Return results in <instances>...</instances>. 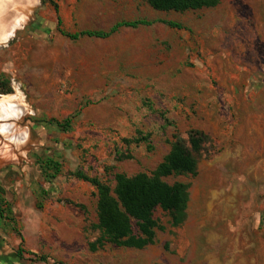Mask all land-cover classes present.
Returning a JSON list of instances; mask_svg holds the SVG:
<instances>
[{
  "label": "rangeland",
  "instance_id": "rangeland-1",
  "mask_svg": "<svg viewBox=\"0 0 264 264\" xmlns=\"http://www.w3.org/2000/svg\"><path fill=\"white\" fill-rule=\"evenodd\" d=\"M41 0L34 21L0 49V74L26 94L38 138L0 168V264H264V0L161 12L145 0ZM108 30L123 20L178 22L73 41L57 30ZM1 95L2 96H9ZM70 120L69 126L65 123ZM63 124L59 127L56 122ZM208 139L188 185L185 221L156 209L154 243L92 252L97 191L118 173L151 174L174 136ZM149 135V143L125 144ZM151 147V149H150ZM128 156V157H127ZM45 256L34 262L30 254Z\"/></svg>",
  "mask_w": 264,
  "mask_h": 264
},
{
  "label": "trees",
  "instance_id": "trees-1",
  "mask_svg": "<svg viewBox=\"0 0 264 264\" xmlns=\"http://www.w3.org/2000/svg\"><path fill=\"white\" fill-rule=\"evenodd\" d=\"M58 13V5L50 0ZM149 6L161 12L185 13L217 7L221 0H145ZM155 23H163L172 29L182 30L183 26L174 21L164 20H123L114 24L108 30H84L71 33L62 28V20L57 21L58 32L73 41L82 38L106 39L118 33L122 29H137L152 26ZM12 93L8 81L0 74V96ZM56 122V121H55ZM68 126L70 120L65 122ZM59 127L63 124L56 122ZM150 136L143 135L134 140L123 139L125 144L149 143ZM170 152L166 155L158 167L149 175L139 173L133 177L118 173L115 175L116 185L112 189L97 177H89L81 173L74 174L79 180L90 183L97 191V229L101 236L89 244V249L96 252L103 249L106 244L117 248L142 250L154 243L156 230L161 229L154 218L156 209L160 208L168 212L173 220V226H180L186 218L188 203V185L175 183L170 185L164 178L172 175H196L198 161L203 145L208 136L200 130H191L188 141L174 136ZM151 149V147H150ZM128 157V156H127ZM1 194V189H0ZM0 218H6V210L0 198ZM32 255L34 262H47L45 256L26 252L19 247L17 255Z\"/></svg>",
  "mask_w": 264,
  "mask_h": 264
},
{
  "label": "water",
  "instance_id": "water-1",
  "mask_svg": "<svg viewBox=\"0 0 264 264\" xmlns=\"http://www.w3.org/2000/svg\"><path fill=\"white\" fill-rule=\"evenodd\" d=\"M40 0H0V48L34 21ZM15 94L0 99V168L22 164L26 154L38 145V138L26 125L24 116L34 115L26 94L14 81Z\"/></svg>",
  "mask_w": 264,
  "mask_h": 264
},
{
  "label": "bare ground",
  "instance_id": "bare-ground-1",
  "mask_svg": "<svg viewBox=\"0 0 264 264\" xmlns=\"http://www.w3.org/2000/svg\"><path fill=\"white\" fill-rule=\"evenodd\" d=\"M40 3H41V0H40V2H39V5H40ZM39 5H38V7H39ZM38 7H37V8H38ZM34 14H35V13H34ZM15 36H16V35H15ZM10 42H11V41H10ZM6 46H7V45H6ZM6 46H5V47H6ZM5 47H1L0 49L5 48ZM14 94H15V93H14ZM12 95H13V94H12ZM4 97H6V96H2V97H0V99H2V98H4Z\"/></svg>",
  "mask_w": 264,
  "mask_h": 264
}]
</instances>
